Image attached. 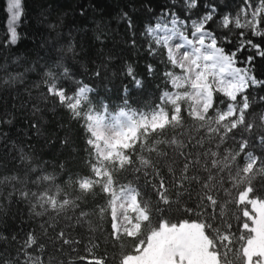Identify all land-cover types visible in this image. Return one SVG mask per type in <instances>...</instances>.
Wrapping results in <instances>:
<instances>
[{
	"label": "trees",
	"instance_id": "obj_1",
	"mask_svg": "<svg viewBox=\"0 0 264 264\" xmlns=\"http://www.w3.org/2000/svg\"><path fill=\"white\" fill-rule=\"evenodd\" d=\"M205 3L217 6L206 28L218 45L244 61L254 56L248 67L264 79V57L246 43L237 51L247 40L264 50V36L220 23L224 15L240 14L245 0H197L193 9L185 0H21L15 44L9 42L7 0H0V264H124L162 224L182 222L203 225L220 264H246L253 232L249 204L239 196L250 188V197L264 202V148L249 140L257 159L247 172L239 154L242 141L233 137L247 135L248 125H254L253 138L264 134V87L250 86L241 94L251 104L243 122L239 114L220 119L231 102L222 93L214 92L203 117L181 101L174 120L142 130L124 150L127 160L108 163V175L101 178L87 126L89 114L157 112L181 70L147 28L165 7L191 28L208 10ZM128 67L140 88L133 86ZM57 83L72 96L81 85L89 91L73 108L71 96L60 102L49 95ZM108 180L116 193L134 189L147 214L137 235L115 234Z\"/></svg>",
	"mask_w": 264,
	"mask_h": 264
},
{
	"label": "snow or ice",
	"instance_id": "obj_2",
	"mask_svg": "<svg viewBox=\"0 0 264 264\" xmlns=\"http://www.w3.org/2000/svg\"><path fill=\"white\" fill-rule=\"evenodd\" d=\"M174 2V0H172ZM8 12L11 13V20L13 24L21 17V0H7ZM185 4L188 9L197 7V0H185ZM205 8L208 10L201 16L199 21L192 20V36L195 39H189L185 32L182 30L188 25V21L182 20L174 10L170 11L169 8L165 7L162 9L161 14L156 18L157 22L155 27H148L147 32L154 36L158 43L168 44L169 41L174 38H179L183 43L172 45L169 47L168 58L169 62L173 66H178L182 72L186 75L183 77V83H186L190 91L195 93L200 98L201 103L207 98L209 101L214 96V92L222 93L231 102L227 104L226 111L231 115L239 114L241 122L244 121V114L251 107L249 103L248 95H241V102L239 105L236 103L238 94H243L246 90L252 86L255 88L264 87V79H257L250 68H239L235 67L236 52L226 54L223 47L218 46L217 38L213 32L206 28V25L213 21L217 14V6L215 4L205 3ZM249 7L247 0H245V7L241 9L240 14L236 17L231 18L229 15H224L221 18V26L228 28L230 24H235L237 28L247 27L252 31L253 36H264V30L261 29V21L264 19V0H260L259 6L254 8L253 11L248 13L246 9ZM151 10V9H149ZM83 15V9L81 10ZM245 16V20L241 23L240 16ZM127 17V13H124ZM170 17V19H168ZM129 27L131 28V20L128 21ZM10 40L9 42L15 44L17 42V31L13 26L9 29ZM163 34V35H158ZM207 41V43H206ZM133 43H135L133 41ZM247 44L252 49L256 50V54L264 57V50H261V45L254 43L252 40L241 41V46L237 49L240 51L244 44ZM187 46V47H186ZM74 47V46H72ZM69 48V51L72 50ZM185 48V51L179 53V49ZM255 59L254 56L247 57V63H251ZM149 72L152 71V66H148ZM51 76L52 74L49 73ZM99 75V73H97ZM127 75L133 81L135 88L141 87V80L137 79L133 73L132 67H128ZM167 75L173 76L172 73ZM64 76H69V70L64 69ZM55 79V77H52ZM172 84L176 87H182L181 77L173 76ZM53 88H59V91L53 93ZM127 90V86H125ZM89 91V87L84 85L79 86V95L81 97L86 96ZM49 95H57L60 102H63L65 96L70 95L67 90L62 86L53 84L48 88ZM168 101L170 98H174L169 94ZM259 100L264 102V96H260ZM160 109V108H159ZM158 109V110H159ZM156 110V111H158ZM121 115H124L122 112ZM35 126V125H34ZM237 127L233 123L232 129ZM254 125H248L247 135H241L240 137H233L234 141L240 143V155L244 161L247 162L252 160L253 162L257 159L253 151L249 150V140L255 139L256 144L264 148V134L252 137V129ZM231 131V130H230ZM247 228L248 225L246 224ZM179 234L176 233L175 228H165L164 231L159 232L150 241L142 243L138 248V254L135 257H130V264H184V261L188 259L184 253L177 250L179 242Z\"/></svg>",
	"mask_w": 264,
	"mask_h": 264
},
{
	"label": "rangeland",
	"instance_id": "obj_3",
	"mask_svg": "<svg viewBox=\"0 0 264 264\" xmlns=\"http://www.w3.org/2000/svg\"><path fill=\"white\" fill-rule=\"evenodd\" d=\"M247 3L249 5L246 9L248 13L259 6V3L251 4L250 1ZM168 19H170V17H168ZM18 22L19 20L13 24L11 13L8 12L9 29L13 26L17 28ZM156 22L150 27H155ZM182 30L189 39H195L192 36V28H189V25ZM158 35L163 34L158 33ZM152 37L156 40L154 36ZM180 43H183V41L179 38H174L169 41L168 44H159L163 45L169 53L170 46ZM178 51L179 53H182L185 51V48H181ZM225 53L231 54L226 51ZM235 61V67L242 69L246 67L249 68L247 61H244L237 55ZM185 75L186 74L182 72V70L179 74L175 75L176 77H181V83L183 86L179 88L172 84L173 77L171 78L172 90L165 94L175 97L170 98V101H168V96L164 94L162 105L155 113H136L123 109L114 115H109L104 112L100 114H89L87 116V126L91 133V145L95 148L97 159L100 162L95 168L97 177L101 178L108 175V163L114 161L124 162L127 160L124 150L131 147L137 141L142 130H156L163 127L171 120H174L178 112L177 105H179L181 101H185L189 105L192 114L196 117H203L207 113L212 106V99L209 101L205 98L204 102L201 103L200 98L190 91V88L186 83H183V77ZM240 95L241 94H238L237 98ZM74 97L75 99L70 97L69 102L73 108H76L79 105V100L85 96L81 97L78 90ZM172 107L174 108L172 109ZM172 111H174L173 114ZM122 112L124 115H121ZM229 116L232 115L226 111L225 113H221L219 117L220 119H224ZM255 161H247V172L252 169ZM82 185L84 187L89 186L88 182H83ZM105 186L107 191L112 194L111 211L115 234L126 233L131 236L137 235L141 227L140 222L147 219V214L139 207L138 202V208L134 207L135 203L133 202V198L136 199L134 189L129 188L123 192L116 193L109 180L106 181ZM239 200L240 202L249 204L250 211L246 212V215L251 221L249 228L253 232V237L247 241L245 247L246 264H264V202L251 198L250 188H247L240 194ZM135 201H137V199ZM165 228H175L176 233L179 234L180 239L177 245V250L188 257V259L184 261V264H220L217 254L210 248V240L205 234L204 227L201 223L182 222L176 225L164 223L158 230H155L150 234L148 241L159 232L164 231ZM137 254L138 250L136 254L126 257L124 264H130L129 258L135 257Z\"/></svg>",
	"mask_w": 264,
	"mask_h": 264
},
{
	"label": "bare ground",
	"instance_id": "obj_4",
	"mask_svg": "<svg viewBox=\"0 0 264 264\" xmlns=\"http://www.w3.org/2000/svg\"><path fill=\"white\" fill-rule=\"evenodd\" d=\"M136 199L133 198V202L135 203L134 207L135 208H138V204H137V201H135ZM145 215V214H144Z\"/></svg>",
	"mask_w": 264,
	"mask_h": 264
},
{
	"label": "water",
	"instance_id": "obj_5",
	"mask_svg": "<svg viewBox=\"0 0 264 264\" xmlns=\"http://www.w3.org/2000/svg\"><path fill=\"white\" fill-rule=\"evenodd\" d=\"M147 216V215H146Z\"/></svg>",
	"mask_w": 264,
	"mask_h": 264
}]
</instances>
